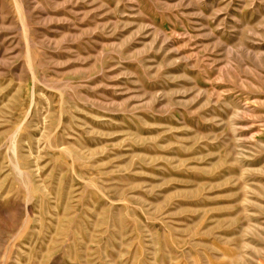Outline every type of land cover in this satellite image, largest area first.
Wrapping results in <instances>:
<instances>
[{"label": "rangeland", "instance_id": "rangeland-1", "mask_svg": "<svg viewBox=\"0 0 264 264\" xmlns=\"http://www.w3.org/2000/svg\"><path fill=\"white\" fill-rule=\"evenodd\" d=\"M0 264H264V0H0Z\"/></svg>", "mask_w": 264, "mask_h": 264}]
</instances>
